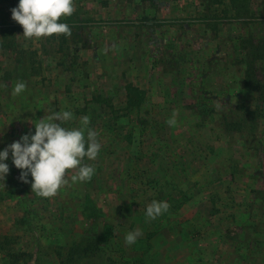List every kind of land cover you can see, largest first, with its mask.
Listing matches in <instances>:
<instances>
[{"label": "rangeland", "instance_id": "rangeland-1", "mask_svg": "<svg viewBox=\"0 0 264 264\" xmlns=\"http://www.w3.org/2000/svg\"><path fill=\"white\" fill-rule=\"evenodd\" d=\"M17 4L0 3V147L34 133L35 115L67 110L62 126L88 116L104 154L84 158L95 172L81 196L66 172L62 206L59 193L37 197L9 154L0 264H264V101L243 87L264 0L241 12L231 0H73L60 19L70 35L38 39L11 18ZM152 200L169 208L149 220ZM130 203L141 218L119 220Z\"/></svg>", "mask_w": 264, "mask_h": 264}, {"label": "clouds", "instance_id": "clouds-1", "mask_svg": "<svg viewBox=\"0 0 264 264\" xmlns=\"http://www.w3.org/2000/svg\"><path fill=\"white\" fill-rule=\"evenodd\" d=\"M73 11V0H18L11 9V18L22 26L23 37L38 39L53 34L70 35L69 26L60 19L70 16ZM25 87L22 81L17 82L13 94H20ZM72 118L73 113L67 110L44 116L33 123L34 133H25L19 140L0 149V180L4 181L9 172V165L5 162L9 154L12 164L21 170L20 180L30 183L32 192L41 197L54 196L67 184L68 170L75 169L71 176L73 183L90 180L95 169L83 161L84 158L95 160L97 157L101 148L96 139L98 134L88 127L89 117L86 115L80 118L79 127L62 126L61 122ZM166 123L174 125L175 114ZM168 208L167 201L152 200L146 206L145 216L149 220L155 219ZM141 235L139 229L127 232L124 243L133 245Z\"/></svg>", "mask_w": 264, "mask_h": 264}, {"label": "trees", "instance_id": "trees-1", "mask_svg": "<svg viewBox=\"0 0 264 264\" xmlns=\"http://www.w3.org/2000/svg\"><path fill=\"white\" fill-rule=\"evenodd\" d=\"M12 0H0V3H9ZM233 7L238 11L244 7V0H231ZM243 6V7H242ZM7 15L4 14V11L0 14V24L5 25L7 23ZM4 29L8 30L6 27ZM244 51L246 50V57L244 58L245 72H244V80L243 87L246 91L255 93L256 100L260 103V101H264V82L262 78L258 76V68L256 67V62L259 60H264V44H251L250 47L244 45ZM35 75V74H32ZM127 97L131 102L132 97L142 98V95L145 94L143 90L136 88L129 84L126 87ZM136 95V96H135ZM138 95V96H137ZM129 102V103H130ZM259 110V104L257 108ZM18 188L22 190L20 184H18ZM25 192V189H23ZM38 197V195H36ZM1 197V196H0ZM3 197V196H2ZM1 197V198H2ZM4 199V198H3Z\"/></svg>", "mask_w": 264, "mask_h": 264}, {"label": "crops", "instance_id": "crops-1", "mask_svg": "<svg viewBox=\"0 0 264 264\" xmlns=\"http://www.w3.org/2000/svg\"><path fill=\"white\" fill-rule=\"evenodd\" d=\"M33 120L34 121H32V123L30 124V128H32V127H34V124L33 123H36V122H38V120H39V117L37 116V115H35L34 116V118H33ZM29 125V124H28ZM0 149H3L2 147H0ZM99 156L100 155H102V154H104L103 153V151H100L99 153ZM117 156H119V155H117ZM126 170V169H125ZM73 173H75V169H72L71 170ZM114 179V178H113ZM116 181V180H115ZM124 181H126V180H124ZM73 183V182H72ZM67 184H65V185H63L58 191H57V193H59V195L58 196H55V198H59V206H62V200L64 199V195H67V197H69V198H74L72 195H74V194H72V195H70V194H67L66 192L64 193L63 192V190L65 191V190H68L67 189V186H66ZM70 185V186H69ZM68 186H69V189H72V191L74 190V192L75 193H78V196H81L82 195V193L80 192V191H82V189L84 188V186L82 185V184H80L79 182H76V183H73V185L70 183V184H68ZM76 187H78V188H76ZM87 189V188H86ZM89 189V188H88ZM71 191V190H70ZM128 205H130L129 207H128V209H125V211L123 210V213H120L119 214V217H118V219L119 220H121V219H124L125 221H128V222H134V220L135 219H137V218H141L140 217V214H138L137 216L135 215L136 214V210H134V207L136 208L137 207V205H134V204H132V203H130V204H128ZM137 217V218H136ZM142 217L143 218H146V216L145 215H142ZM131 219H133L132 221H130ZM71 233V232H70Z\"/></svg>", "mask_w": 264, "mask_h": 264}]
</instances>
